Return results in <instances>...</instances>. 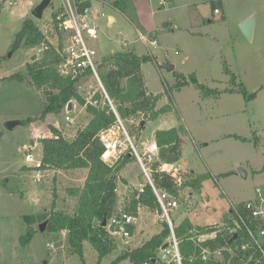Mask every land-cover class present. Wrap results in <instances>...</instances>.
Segmentation results:
<instances>
[{
	"label": "rangeland",
	"instance_id": "obj_1",
	"mask_svg": "<svg viewBox=\"0 0 264 264\" xmlns=\"http://www.w3.org/2000/svg\"><path fill=\"white\" fill-rule=\"evenodd\" d=\"M41 1L18 0L0 10V264H81L78 255L68 249L66 231L50 232L46 226L28 244L22 243L28 229H38L43 222L36 220L38 215L73 208L76 199L68 189L83 185L86 176L84 170H49L37 183L25 166L27 152L42 158L39 139L53 134L50 124L73 138L85 123L77 103V113L70 114L65 107L42 118L44 89L6 79L13 73L27 74V63L34 61V47L22 45L13 50L25 19L32 18L48 42L62 44L64 33L53 17L62 0H51L38 19L32 10ZM213 1L219 5V0H96L94 5L115 21L108 24V18H102V31L92 43L101 59L125 49L122 40L129 43L127 48L148 56L142 65L146 85L162 96L158 108L171 106L167 114L147 120L138 138L131 135L135 145L143 150L145 143L156 141L157 129L182 126V154L178 162L169 163L173 165L171 172L176 173L171 176L181 185L191 175H206L201 190L182 187L172 217L177 223L189 218L195 227L219 225L230 232L229 221L224 220L232 204L254 198L256 186L264 187V0H221L220 13L215 12ZM250 15L255 16L252 40L241 29ZM140 32L158 44L148 48L139 40ZM165 65L175 68L169 71ZM193 75L203 88L192 81ZM180 79L189 83L179 86ZM78 87L87 95L90 92L88 98L100 89L92 76L83 78ZM8 120L21 123L9 129L5 125ZM133 123L132 119L124 121L127 130ZM114 135L125 138L118 130L107 132L104 138ZM239 167L247 171L246 177L237 172ZM125 174L135 183L147 181L137 161ZM120 187L118 211L127 203L126 189L122 184ZM33 217L36 219L29 222ZM161 222L160 213L142 207L132 237L113 234V249L102 259L89 242L85 243L88 264H112L129 248L140 246L161 230ZM117 264L134 263L123 259Z\"/></svg>",
	"mask_w": 264,
	"mask_h": 264
},
{
	"label": "trees",
	"instance_id": "obj_2",
	"mask_svg": "<svg viewBox=\"0 0 264 264\" xmlns=\"http://www.w3.org/2000/svg\"><path fill=\"white\" fill-rule=\"evenodd\" d=\"M221 3L219 0V5H216L217 3L213 1L214 9L219 8ZM55 15L56 13H53V17ZM47 39L46 33L37 23L32 18H27L16 35L13 50L19 49L22 45L35 47L43 42H48ZM147 60L148 56L137 54L133 48H125L106 55L100 61L101 80L119 117L123 121L133 118L139 121L138 124L133 123L130 130L128 128L129 135L134 138H138V134L141 135V129L145 127L147 120H155L171 110L169 104L158 108L157 103L162 96L152 93L146 85L142 65ZM61 61L62 55L58 49L50 47L40 57L34 55V61L27 63V74L13 73L6 79H15L38 89H44L46 100L42 118L48 113L63 111L71 100L84 107L85 112L90 116L87 123H82L78 127L73 138H67L60 128L50 124L53 134L39 139L43 145L42 161L49 170H88L83 185L68 189V194L76 199L75 205L70 210L62 208L47 215H38L37 219L28 218L29 222L35 219L39 222L47 219V231L56 233L66 231L68 249L71 254L78 255L81 264H88L85 257L86 242H89L97 250L99 260L113 249L111 241L113 233L109 226H103V221L109 222L111 217L118 212L120 184L126 189H124L126 191L124 197L127 199V203H125L124 211L137 217L142 207L150 211H157L160 215L162 210L153 188L148 182H146L144 190L140 191L122 176L126 167L137 161L136 157L131 154V149H127L113 163H109L103 158L106 151L104 135L113 130L122 131L117 114L100 86V89L88 98L89 95L78 87L80 78L71 79L62 76L58 70ZM192 81L199 87H204L198 82L195 75L192 76ZM187 83H189L187 79H180L177 85ZM143 120L145 124L142 126ZM138 129L140 130L136 133ZM182 129V126H173L155 131V140L159 150L155 159L149 164L150 174L155 185L160 190L168 191L178 200L183 186L201 190L202 182L206 178V175L196 177L191 175L190 180L179 185L169 173L160 170L162 163H176L180 160ZM172 219L186 264H188L191 255L200 256L204 248L210 250L231 249L232 255L229 263L224 260L210 259L204 262L198 259L196 264H244L250 260L254 252L251 245L247 249L240 248L242 243L249 241L248 233L244 228H238L236 232L229 233L227 229L220 228L219 225L195 227L189 218L183 219L180 223L176 222L175 217ZM235 219L236 215L230 210L229 217L224 222L229 221V227H234ZM161 224V230L143 241L140 246L129 248L112 264H117L123 259H130L134 264L151 263L171 234L168 222L162 220ZM130 229L133 234L136 230L135 225H131ZM38 231L39 228L30 227L27 233L22 236V243L28 244ZM212 232H215V235L209 236L208 233ZM235 234H237L236 238ZM204 235L206 236L204 237ZM258 255L259 253H254V258H257Z\"/></svg>",
	"mask_w": 264,
	"mask_h": 264
},
{
	"label": "built area",
	"instance_id": "obj_3",
	"mask_svg": "<svg viewBox=\"0 0 264 264\" xmlns=\"http://www.w3.org/2000/svg\"><path fill=\"white\" fill-rule=\"evenodd\" d=\"M94 1L96 0H62V7L54 16V21L59 23V29L64 33L62 44L59 42V45L56 46L50 42H43L34 47V55L40 57L44 51L50 47H54L58 49L59 53L62 55V61L58 68L62 76L70 77L71 79L80 78V81L88 76L97 79L99 86L106 94L112 108L116 112L118 122L125 135L124 139L116 135L109 139L104 138L106 151L103 154V158L107 162L113 163L127 149H131V154L136 157L143 174L146 176V182L152 186L157 197V201L162 210L161 218L168 222L171 230V234L166 242L168 245L166 247L161 246L157 255L152 259V262L146 264H186L180 249V240L175 233L174 222L171 215L172 211L178 208L179 201L168 191L160 190L155 185L150 174L149 164L157 155L159 150L158 143L156 141L150 144L145 143L143 150L135 145L124 121L119 117L101 80L98 51L93 46L92 40L97 39L100 31H102L101 19L108 18L109 16L105 11L98 9L94 5ZM17 3L18 0H0V10L5 5L13 6ZM215 12L219 13L220 9L215 8ZM139 40L143 41L148 48L158 44L155 38L149 39L142 32L139 33ZM122 42H124L125 48L129 46L128 42L123 40ZM89 94L90 92L88 95ZM67 120L70 124H75L72 117L67 116ZM132 122L136 124L139 123L135 118L132 119ZM25 162V166L33 173L34 181L37 183L42 182L46 173L49 171V169L44 166L42 158L37 159L32 152H27L25 154ZM172 166L173 165L169 163H162L160 170L172 176H176L175 172H171L170 168ZM146 182H139L136 188L143 191ZM231 211L236 215V219L234 220L236 225L234 227H229V229H232L229 233L236 232L238 228H244L248 233L249 241L247 243H242L240 248L247 249L249 245L254 248V252L249 260L252 262L249 263L248 261L244 264H264V187L259 185L256 186L255 197L238 204H232ZM135 222L136 217L122 209L111 217L108 226L113 225L114 231L112 233L126 239L132 237L133 234L130 226L135 225ZM208 235L213 236L215 232L208 233ZM205 236L206 235H204V237ZM223 249L225 248H218L216 250L204 248L200 256L191 255L188 259V264H196L198 259L204 262L210 259L225 261L222 253ZM256 252L259 253V255L257 258H254V253Z\"/></svg>",
	"mask_w": 264,
	"mask_h": 264
},
{
	"label": "water",
	"instance_id": "obj_4",
	"mask_svg": "<svg viewBox=\"0 0 264 264\" xmlns=\"http://www.w3.org/2000/svg\"><path fill=\"white\" fill-rule=\"evenodd\" d=\"M51 4V0H42L38 5H36L33 10L32 14L34 17L38 19H42L44 10ZM112 19V18H111ZM241 29L244 32V34L252 40L254 37V31H255V16L250 15L248 18H246L242 23H241ZM12 52L8 54V56H11ZM165 68H167L169 71L173 70L175 67L174 65H165ZM75 111V102L71 100L68 105H67V112H74ZM20 120H8L5 122V125L9 129H13L16 127L18 124H20ZM145 124V121H142V126ZM237 172L241 174L242 176L246 177L247 176V171L239 167ZM48 224V220L43 221L42 223L39 224V230L44 232L46 229V226ZM103 226H108V221L104 220L103 221ZM109 229L113 232L114 231V226L110 225ZM237 237V234H235V238ZM168 243H164L163 247H166ZM224 255L225 262L228 263L229 259L231 257V251L228 248L223 249L222 251Z\"/></svg>",
	"mask_w": 264,
	"mask_h": 264
},
{
	"label": "crops",
	"instance_id": "obj_5",
	"mask_svg": "<svg viewBox=\"0 0 264 264\" xmlns=\"http://www.w3.org/2000/svg\"><path fill=\"white\" fill-rule=\"evenodd\" d=\"M222 4V3H221ZM220 9V8H219ZM220 12H221V10H220ZM219 12V13H220ZM112 18V19H111ZM115 21V19H114V17H112V16H109L108 17V24H111V23H113ZM114 51H112L111 53H113ZM99 59V61H101V58L99 57L98 58ZM100 66H101V63H100ZM78 108H79V106L78 105H76L75 104V113H77V111H78ZM79 111L80 112H84L83 113V116L85 117V123H87L89 120H90V116L89 115H87V113L85 112V108L84 107H82V106H80V108H79ZM78 111V112H79ZM75 126H76V124H75ZM167 128H169V127H167ZM166 129V128H165ZM74 137V136H73ZM131 165V164H130ZM130 165H128L127 167H126V169L122 172V176L124 177V178H126L133 186L134 185H138L139 183H135L134 181H133V179L131 178L132 176H130V178H129V176H127L125 173L128 171V169L130 168ZM77 171H82V170H84V172L86 173V175H87V172H88V170L87 169H76ZM85 179H86V176H85ZM85 182V181H84ZM140 182H142V181H140ZM143 241H145V240H143ZM143 241H141V243L143 242Z\"/></svg>",
	"mask_w": 264,
	"mask_h": 264
}]
</instances>
